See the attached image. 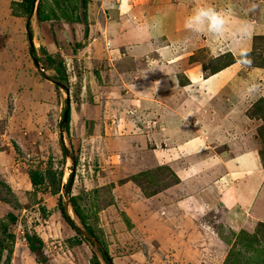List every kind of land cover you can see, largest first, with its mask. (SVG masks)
Here are the masks:
<instances>
[{"label":"rangeland","instance_id":"1","mask_svg":"<svg viewBox=\"0 0 264 264\" xmlns=\"http://www.w3.org/2000/svg\"><path fill=\"white\" fill-rule=\"evenodd\" d=\"M38 1L30 53L21 0H0V261L10 248L7 264H105L72 198L111 264H225L236 249L242 264L264 259L241 245L248 237L239 240L241 231L256 233L254 245L264 246V0H86L84 10L73 0L69 11L65 0H43L56 15L44 22L49 39H59V61L70 63L61 64L63 87L47 79L56 75L44 65L51 57L35 23ZM200 7L222 13V35L185 27ZM247 27L250 37H235L241 49L228 52L232 31ZM230 61L235 71L203 91L223 73L210 72ZM157 166L166 168L154 171L158 178L177 182L145 196L127 180ZM47 167L61 171L58 193L29 183L28 169ZM25 234L41 240L38 252Z\"/></svg>","mask_w":264,"mask_h":264},{"label":"trees","instance_id":"2","mask_svg":"<svg viewBox=\"0 0 264 264\" xmlns=\"http://www.w3.org/2000/svg\"><path fill=\"white\" fill-rule=\"evenodd\" d=\"M32 1L33 0H21L22 9H23L24 13H28ZM42 1L43 0H39L38 3H37L35 19H36L37 22H43L44 23L45 21H47L50 18H52V16H56V15H55V13L53 12L52 9H48V10L45 9L44 5H45V7H47V6H46L45 3L43 4ZM65 2H66V5H67V9L69 11L70 10V4L73 3V0H65ZM61 4L62 3L60 2L59 5H56L58 7V9L60 8L59 6ZM79 5L81 6L82 10H84L85 5H86V0H79ZM62 15L66 16V15H64V13H62L61 16ZM82 17H81V19H82L81 21H85L84 13H83ZM64 18H66V17H64ZM253 37H256V36H253ZM55 60L57 62L54 63L53 69L56 72V76L52 77V78L55 79L56 81L62 82V81H64L65 75L63 73V67H62L59 59H57V58L56 59H51V58H49L47 56L46 59H45V61H47V63L46 62L45 63L48 66H51L52 65L51 61L54 62ZM231 63L232 62L230 61V62L226 63L225 65L221 66L220 68L210 72V75L220 71L222 68L228 66ZM262 65L263 64H261V62H259L258 66L261 67ZM68 118H69V110H68V113H67L66 121L64 123V127L65 128H67V125H68ZM62 152H63V149H62ZM72 161H73V159H72ZM260 161H261V164H262V162H263L262 159ZM156 169L159 170V169H166V168L157 166L155 169H153L151 171L150 170L149 171H141V172H138L135 175H131V176L128 177L127 180L133 181L139 187L140 191L145 196H151V195L161 191L162 189L170 186L171 184H174V183L177 182L176 181L177 177L175 178V175H173L172 173H171L172 176L170 177L171 178L170 180H165V177L158 178L154 174V171H156ZM149 172H150V174H149ZM60 176H61V171L55 172V171L51 170L49 167L45 168L44 170H39L38 168H30V169L27 170V177H28L29 183L31 184V186L33 188H35L36 186H40V185H47L48 188H49V191L51 193H58L59 188H60V182H61L60 181ZM142 176L145 177L144 182L147 183L146 186L144 185L145 184L144 182H142V181L137 179L138 177H142ZM169 176H170V174H169ZM0 186L4 187L6 185H4V183L0 181ZM150 186L154 187V188L151 189V190H148V187H150ZM6 189H8V187H6ZM70 202H71V207H72L73 212L75 213V215L77 216V218L80 220V222L83 225L84 231L89 236H91V237L93 236L95 238V240H97V243L99 242V244H100V241L97 239L95 234L91 231V229L86 224L85 216L80 211V209L78 207V204L75 201V198H72L70 200ZM108 203H110V200L108 201ZM58 204H59V210L61 212V215L63 216V218L66 221V223L76 233L80 234L81 230L78 229L76 227V225L64 213L63 206H62V203H61V199H58ZM14 205H18V202L16 201V199H14ZM5 216L7 218V221H9V222H13L15 220V215L13 213H11V212L6 213ZM126 222L128 223V221H126ZM6 224H7L6 221L0 220V259H1V251L4 249V247H6V246H4V244H5L4 240L5 239L2 237V236H4L6 234L5 233ZM9 237H11V236H9ZM246 237L249 238L248 242H244V243L241 244V245L244 244V246L246 247V251H247V248H248L250 250H256V251L260 250L261 253L264 254V248H263L264 246L258 245V247H260V249H258V247H256L254 245V243H259L260 244V240L258 239V235L256 233L248 234V233H245L244 231H241V237H240L239 240L245 239ZM24 240H25V242L27 244V248L30 251H33L35 253L38 252V249H39V246H40V242H41V240L38 237H35L33 235L25 234L24 235ZM97 249L99 250V253H100L102 259L104 260L105 264H111L109 256L106 253V249L102 245L97 246ZM5 250L7 251L6 252V258L4 260L0 261V264H7L6 260H7L8 255H9L10 248H7V249L5 248ZM237 252H238L237 249L234 250V251H228V253H227L226 257H225V264H228V259L230 257H232L235 260L234 263H230V264H242L241 261H239V256H238ZM235 255H237V257H234ZM258 259H259L258 256L245 257V260H249L248 261L249 264H250V261H255V263H263L264 262V259H260L259 261H257ZM94 263L98 264L97 261H95ZM244 264H247V262L244 263Z\"/></svg>","mask_w":264,"mask_h":264},{"label":"crops","instance_id":"3","mask_svg":"<svg viewBox=\"0 0 264 264\" xmlns=\"http://www.w3.org/2000/svg\"><path fill=\"white\" fill-rule=\"evenodd\" d=\"M105 16H109V15H107V13L105 14ZM31 22V21H30ZM30 22H29V25H30ZM35 23H36V25H39L40 26V30H41V33L43 34V38H44V40H46V42L48 43V55L51 57V58H53V59H59V55L62 53L61 52V50H60V46L62 45L61 43H60V41H59V39L58 38H54V37H52L51 39H49V29H48V27H46L45 26V24L43 23V22H37L36 21V19H35ZM248 26V25H247ZM247 29L248 30H244V31H242V32H239V31H237V30H234V31H232V33L230 34V37L231 36H233L234 37V39L233 40H231V39H229V41H228V43H227V47H228V50H230V51H228V52H230L231 53V51H238V50H240L241 49V45L242 44H240V42H242V40H238L237 41V39L235 38L236 37V35H241V33H244L247 37H248V35H249V37H250V35L252 34V33H248V31H250L249 30V28L247 27ZM137 35H139V33H136V36ZM247 39H249V38H247ZM246 39V42L248 41ZM59 41V42H58ZM108 42L109 41H106L104 44L105 45H107L108 44ZM66 44V43H65ZM112 45V43H110V46ZM63 46V45H62ZM105 48H106V46H105ZM109 53H111V54H113V50L112 49H110L109 50ZM55 55V57H53ZM61 57V56H60ZM46 63H44V65H45ZM61 64H64V66L66 67V66H68V65H70V63H61ZM169 64H171V63H169ZM47 65V64H46ZM45 65V66H46ZM53 65H54V63H52V65L51 66H48L47 65V68L48 69H50L51 71H53L54 72V74L56 75V72H55V70L53 69ZM44 66V67H45ZM235 67V65H234V62H232L231 64H229L228 66H226V67H224V68H222L220 71H218V72H216L215 74H213L212 75V77L211 78H213L214 77V75L216 76L217 74H220V73H222L219 77H217L214 81H212V85H210V88H209V90L207 91L206 90V88H202L203 89V91H206V93L207 94H209V92H211V91H213V89H215L218 85H220V83L219 82H221V80L224 78V77H226V75H228V74H230V72H233V71H235L233 68ZM170 68H172V66H170ZM260 76H262V77H264V73H261V75ZM209 77V76H208ZM203 78V77H202ZM53 79V78H52ZM207 79V77L206 78H204V81ZM197 82H199V83H197V85H200L201 84V81H200V79L197 81ZM214 85V86H213ZM245 157H247V159H251L249 156H245ZM249 165H248V167L250 168L251 166L252 167H255V164H251V163H248ZM252 175H254L253 173H250V180H252ZM253 181V180H252ZM254 181H255V179H254ZM251 183V182H250ZM248 186H252V184H249ZM220 202H222V207H224V208H226V209H228V208H231V204H232V201L231 202H229V199L228 200H225V201H220ZM264 206V205H263Z\"/></svg>","mask_w":264,"mask_h":264},{"label":"clouds","instance_id":"4","mask_svg":"<svg viewBox=\"0 0 264 264\" xmlns=\"http://www.w3.org/2000/svg\"><path fill=\"white\" fill-rule=\"evenodd\" d=\"M226 21L222 13L212 7L197 8L192 16L185 21V27L194 32H206L212 35H222L225 31ZM241 62L251 64L250 56L242 54Z\"/></svg>","mask_w":264,"mask_h":264},{"label":"water","instance_id":"5","mask_svg":"<svg viewBox=\"0 0 264 264\" xmlns=\"http://www.w3.org/2000/svg\"><path fill=\"white\" fill-rule=\"evenodd\" d=\"M34 1V0H33ZM32 1V3H31V5H30V10H29V12H28V16H27V18H26V21H25V33H26V38H27V41H28V45H29V52L30 53H32V51H33V45H32V41H31V34H30V30H29V22H30V18H31V15H32V13H33V11H34V2ZM33 61L36 63V65H37V67H38V69L40 70V72L42 73V66L40 65V66H38V63H37V60H36V58H34L33 57ZM47 78V77H46ZM51 83H53L54 85H56V86H61V87H63V85L59 82V81H56L55 79H52V78H47ZM68 102H67V100L65 101V107H64V109H63V112H62V117H61V124H64L65 123V121H66V117H67V113H68ZM70 159H71V161H72V157H70ZM70 184H71V177L69 178V180H68V182H67V186H66V188H67V190H68V188H69V186H70ZM64 187V185L62 184L61 185V188H63ZM65 204H66V201H65ZM63 211H64V213L67 215V213H66V209H65V205L63 206ZM68 216V215H67ZM68 218H69V216H68ZM70 219V218H69ZM77 227V226H76ZM78 228V227H77ZM79 229V228H78ZM83 234L88 238V239H90L94 244H96V245H98L99 246V244L97 243V241L94 239V238H91V236H89L87 233H85L84 231H83Z\"/></svg>","mask_w":264,"mask_h":264}]
</instances>
